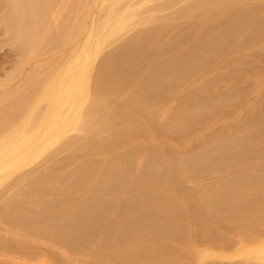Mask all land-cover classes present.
Instances as JSON below:
<instances>
[{
    "label": "rangeland",
    "instance_id": "374dc122",
    "mask_svg": "<svg viewBox=\"0 0 264 264\" xmlns=\"http://www.w3.org/2000/svg\"><path fill=\"white\" fill-rule=\"evenodd\" d=\"M68 3L72 4L71 1ZM199 3L201 5H199ZM94 7L92 19L99 18L96 16L100 13L97 12L98 6ZM69 8L68 5L67 11ZM65 9L64 7L63 11ZM190 10L193 13L188 15ZM67 11L64 13L67 14ZM134 11L137 13L136 15L139 16L138 19L140 18L139 23L137 21V25H135L136 23L128 25L124 31L121 33L119 32L121 35L118 33L106 41L101 50L102 52H100L99 57L97 56V59H95L96 61H94L95 68L100 64L104 56L113 55L116 58L118 54L120 59L117 57L118 60L115 59V61H124V65L120 63L121 67L118 66L119 64L115 67L113 63V68L116 69V72L118 71L119 73V68L124 66L126 72L127 69H129L128 71L130 74H128V72L123 73L125 70H123V72L121 70L123 75L126 74L134 77L142 71L145 73V76L147 75L146 79L150 80L149 83H156L154 81L158 79L157 77L160 78L162 74L165 77L166 74L163 72L169 71V73H171L172 70H174L172 68L175 67L178 68V70H181V68L184 69L182 65L186 62H182L181 59L183 56L184 58L186 56L188 58L184 59V61L191 59L190 61L193 63V57L196 58V55L198 54L199 56L200 54L195 53L196 47L194 46H196L198 42L199 46H197V48L200 50L199 47L203 45V41L195 40H202L205 34L208 36L210 34H216L215 37L210 35L213 38V40H211L214 41L216 37L218 39V36H220L218 40L221 43L217 40V46L214 47L213 44L216 42H213L211 47L213 46L212 48L214 49L211 50L215 52L213 54V51L209 52L211 54H207L208 58L205 57V59L207 58L206 60L202 59L204 64H201L202 62L200 63L201 68L200 66L198 67L200 68L198 72H200L197 75H193L191 71L192 77L188 72L189 77L192 78H188L189 80L187 79V81L184 79L183 81L180 80L175 83V86H173V88L176 87L175 89L170 88L171 86L162 87L164 89H172L171 96L168 94H163V96L159 94L158 92L161 88L159 85V91L157 88L158 86L156 87L155 85L154 88L152 87L149 89L150 87L147 86L149 83L143 78L145 77L144 74H141L143 75L142 81L144 80L142 83L145 84L146 82L147 84L145 85L149 87L146 88V90L149 89V95L150 92L152 93L154 91H152V89H156L158 92L157 94L156 92H154L153 95L151 94L154 97V101H147L149 104H145L146 106L144 105L143 111L142 108L141 110L140 108L135 110L138 106L134 107L135 111L133 109L131 110V108L129 110V108H125V106L124 111L127 110L128 113L123 115L122 113L124 112L120 111L119 114L121 117L118 116V114L115 115L113 119L114 124H116V116L119 119L116 125L111 122L112 126L110 125L111 127H109V129L111 128L110 130H112L111 132H117L120 129L122 132L124 128H128L129 125L137 124L136 128L135 125H133L134 127L131 126L133 127L132 133H129V135L127 134V136L124 135L125 138L123 140L121 139L117 144L116 142L114 145H112L113 143L109 145L105 144L106 148L104 145L102 147L104 150L99 151L100 153L102 152L101 154L99 152H93V154L90 153L91 156L87 154L85 156L81 155L80 157L75 149L81 148L82 145L80 144L83 142H75L77 144L73 143L74 146L71 144L68 150L61 151V154L58 152L59 154L54 158L56 159L55 162H52L51 159H45L47 153L53 150V148H51L44 155L34 160L30 166L28 165V167L26 166L18 170L3 181L4 183H1L2 186L0 185V264H103L102 262L104 260L107 264H256L258 259L264 254V0H151L146 3V6H142V8L140 7V9ZM94 12L97 13V15ZM185 13L187 14L185 15ZM236 17L238 20H235ZM59 19L60 17L58 20ZM58 20L57 22L60 21ZM198 24H207L206 28L203 29L204 31H201V33L198 32ZM50 25L48 29L53 27V31V29H55L54 24L52 27ZM208 27H211V29L209 30ZM153 28H156L157 35H161V33L158 34L159 31L163 33V37L165 36L164 38H160V35L157 36L156 32L152 34V36L155 35L154 37L156 40L158 37L160 41L163 39V41L160 42L162 43L161 46L163 45L162 49H160L161 47L159 46L160 48H158L157 51V47L150 45L152 41L149 40V38L151 39L152 37L150 36L151 34L149 35L150 37L140 42L141 45H133L132 47L129 41L136 33L138 35L141 32L144 33V31L145 33H151V29L153 30ZM162 28L163 30H161ZM169 28L171 30H169ZM50 32L51 30L47 32L48 34L44 39L40 40L41 42L43 41L42 43L40 42L39 44V41H36V48H38V45H41L39 47L40 50L37 49V56H33L34 54H32L36 52L33 50V46L35 45L31 46V50H33L32 53L24 51V54L26 53L25 56L31 54V56L34 57H32L33 59L28 55V57L22 54L21 56L19 55L20 50L18 49V44L15 42L16 36L12 31L11 33H13V35L11 34L9 37L6 36L7 38L0 32V99H2L0 100V135L1 133H5L4 130L6 128L8 130L10 124L13 126L15 124V128L12 127V129H16L17 126L20 125L23 121V117L31 108L44 80L60 66L62 61H65L69 49H72L71 44L67 43V46H65L66 44L64 45V43H61L60 38H57L58 40L56 39L58 42H56V40H52L51 42L50 40L53 38L48 40L49 36L51 37V34H53H49ZM197 33L200 37H198ZM195 34V37L198 39L193 36ZM183 35L187 37L185 38ZM54 37L56 38L58 36ZM45 39H47L46 43ZM174 39L175 41H173ZM169 41L172 43L170 44ZM147 43H150L149 45L152 48L147 45ZM119 47L122 48L119 49L121 51L120 56V51L115 54V51H118ZM43 48L45 50H42ZM38 50L40 52H38ZM200 52L203 54L202 49ZM125 54L127 56H125ZM190 55L191 58H189ZM153 56L154 59L157 57L155 61L158 59V61L155 62L156 66L151 63L152 61L150 62ZM62 57L64 60H62ZM190 61H188V64H190ZM174 71L177 70L175 69ZM126 75L125 77H127ZM194 76L196 77L194 78ZM199 76L202 78H199ZM150 77L155 79L151 81L152 79H150ZM144 84L142 85L143 88L145 86ZM129 90L123 92L121 95L122 97L124 95L123 98L120 96L122 104L123 102H127L125 98ZM146 90L143 91L147 93ZM2 92H4V95H2ZM167 92L169 91L164 93ZM157 95L158 97H155ZM144 98H141V100ZM147 98L143 100L144 103L146 100H149ZM155 98H158L156 102ZM40 105L41 106H39L37 110L43 106V103H40ZM139 106L141 107V104ZM196 106L199 107V111ZM193 107L195 109H193ZM134 112L136 113L134 114ZM137 112L140 113L138 114ZM179 112H185L186 116H190L187 117V119H190L187 120L185 118V121L183 118L184 126H178V128L172 127L173 129H171V126H166L168 125L167 121L170 119L171 115L173 116L176 114V116H178L181 114ZM184 114L181 115L183 116ZM180 117L178 116V118ZM172 118H175V116ZM108 130L107 133L110 132V130ZM9 131H11V128ZM103 134L106 135L105 133ZM103 134L97 135L94 137V140H96V138L99 139ZM77 135H79L78 131H73L68 133L63 138L64 140H62L64 142H72V138ZM219 138L221 139V143L219 142ZM215 139H218L217 143H220V150L215 154L210 153L213 157L215 155L216 159H213L206 150L210 142ZM85 144L87 145L88 143ZM76 145H80V147ZM86 145L83 143V146ZM144 150L146 154L140 157V152L144 153ZM206 153H208V157ZM161 155L170 159L174 157L173 162L180 159L178 157H184V159L188 160L191 159L190 162L200 159V165L202 163L201 161L205 162V165L202 163L203 167H201L202 165L200 166L201 169L198 168L200 171L199 173L197 169V173L194 171V175H191L189 178L188 176L185 178V176L184 180L183 178L182 180L178 179V172H175L176 169L174 170V168L176 167H174L175 165L173 166V164L165 171L169 173V175L172 173L173 177L170 175V181H172L174 177H176L178 181L174 178L172 182H166V180L162 178L165 181V184H163L162 179H157L158 181L155 179L157 183L159 181L162 182L158 184L160 187L163 186V189L166 187V190L170 193L173 194L175 192L174 194L180 197L179 199L182 206L179 199H176L178 203H176V200H174V203L171 201L170 203L172 204H169L170 206L168 204L163 206V203H159L161 207L157 206L156 209V205H150L152 200L155 199V197L154 199L152 198V194L154 195L156 190L152 189L150 191L152 186H149L150 188L146 186L142 188V191L145 189L146 191H144V194H149L144 195L145 197L142 198L143 201L145 200L149 203L146 202L145 204L143 202L145 207L140 208V205L142 207L144 204L139 202V206L137 205L136 199H141V192L139 193L140 197L136 192L141 191L139 190L141 188L137 191L135 189L136 192H132L131 188L128 189V192L125 189L124 192L120 194V202L115 210L108 214V221L106 223L109 226L106 224V226H108V228L105 227L107 228L106 233H99L100 235H97L99 229H101V224H105L102 223L104 219H101V214L91 215L90 219L88 218L87 221H85L86 218L84 219L83 222H85V225L82 224V229L84 226L85 235L81 234L82 237L79 235L80 238L77 237V241L73 239L74 242L70 241L68 243L64 242L65 239L44 231L28 232L26 230L27 232H25V229L22 230L16 221L17 224L14 222V225L13 223L10 225L6 223L7 216L17 219L19 216L17 212L19 208L23 206L19 204L21 206L18 205V209L13 205H9L8 207L3 206L6 200L11 198L15 192L23 189L22 186L24 188H29L28 186L30 183V189L34 187L43 189L48 186L47 183L41 182L40 184L38 181L40 180L39 174H41V172L44 173V171H46L47 175H45L47 177L49 176L48 178H53L51 176L55 177L56 175L62 178L66 175V172L68 173L71 168L73 169L75 167L79 159L80 161L81 159H88L89 162L95 159L97 162L94 160L95 162H91V164H98L102 169L106 168L110 163L109 161L122 159L121 162L124 161L123 164H126V167L129 166V168L130 163L134 160L135 163H132L130 170L133 168V171H137V169L140 168L139 172H136L138 174L146 170L142 162H145L147 158L152 159V157H155L152 160L154 161ZM71 156L72 158H70ZM201 156L204 159L206 157V160H202L203 158ZM137 159H140L141 163H139ZM58 160H60L61 163L58 162ZM99 160L100 162H98ZM49 161L51 162L48 163ZM147 162L146 164H148ZM136 164L140 165L139 168ZM34 168H37V171ZM170 169L174 170V172H171ZM88 171L89 170L86 172L82 171V179L88 177V175H86ZM165 171L159 172L164 174ZM201 171H203L202 173L204 176L201 174ZM26 172H28L27 174L29 177ZM194 172L191 173L193 174ZM156 173L157 172H155L154 175L158 176L159 173ZM161 173L160 176L163 175H161ZM84 174L86 178L83 177ZM24 175L27 177L25 178ZM45 175L41 174V176ZM153 176L152 178L155 177ZM212 176H214L213 178L217 177L215 179L216 181ZM18 177L20 179H18ZM79 177L80 174L79 176L76 175L74 177L75 182L70 181L69 183L67 182L69 180L63 181L62 183L64 179L62 178L60 182L61 186L60 183H58L59 190L57 188L56 192L58 197L55 194H48L47 199L50 201L54 197L53 202L58 203V201L61 200L65 201L71 197H77L80 192H78L77 188L74 189V186L72 188L70 185L76 182L80 183L78 181ZM156 178H159V176ZM207 178L210 179L208 180ZM14 179H18L17 184L11 185ZM186 179L189 180L187 181ZM194 180L199 182V184ZM30 181H34L35 185H33L34 182L32 183ZM80 181L82 182V180ZM200 182H205L204 184L206 187H209V190L212 188L210 193L208 192L210 197L213 198L214 195L213 199L217 198V204L213 205L215 211L213 208H209V210L213 211V213L211 212L212 215L209 213L207 214V212L210 211H206L204 206L203 209L202 203L200 204L199 202V195H201V193L198 192V195L197 190L202 188L200 190H206L205 192L207 193L208 189V187L203 189L204 184ZM207 182L210 185H207ZM166 183L172 186L168 184L169 187ZM194 184H196V186ZM200 184L201 187L199 186ZM32 185L33 187H31ZM220 186H223V188ZM14 187H18V189L16 190ZM215 188L217 190H215ZM32 191L33 190L30 192L33 193ZM151 192L152 194H150ZM211 192H213V194H211ZM214 192H217V194ZM71 193L72 195H70ZM73 193H75V195H73ZM49 195H52V198ZM141 195L143 196V193ZM55 196L57 200H55ZM155 196L157 199L158 194H155ZM28 197L31 202H26L24 204L32 208L37 198L32 194ZM121 197L123 198L121 199ZM133 199L134 204L132 203ZM129 200L132 201L130 202ZM63 201H61V203ZM216 202L214 201V203ZM34 207L35 206H33V211L36 209V207L35 209ZM165 207H167V209ZM4 209L7 211V213L3 212L5 215L2 213ZM36 210L35 212H39L40 209ZM45 210L43 209L42 212ZM46 212L49 211L46 210L45 213ZM161 212L163 213L161 214ZM14 213L18 216L16 217ZM104 213L106 214V212ZM114 227L117 229H113ZM110 231H112L111 234ZM109 245L111 246L109 247ZM111 247L113 248L111 249ZM257 247H259V250H256ZM109 250L110 254L108 255ZM106 256H109L110 259L106 258Z\"/></svg>",
    "mask_w": 264,
    "mask_h": 264
},
{
    "label": "bare ground",
    "instance_id": "6f19581e",
    "mask_svg": "<svg viewBox=\"0 0 264 264\" xmlns=\"http://www.w3.org/2000/svg\"><path fill=\"white\" fill-rule=\"evenodd\" d=\"M69 1H71L72 4L68 3ZM69 1L68 0H0V22H1L0 32L2 33V35L4 37H6V36L9 37V35H11V34L13 35V33L15 34V36H16L15 42H16V44H18L17 46H18V49L20 50V54H19L20 56H21V54L25 56L26 53L24 54V51L27 53H32L33 50L36 51V52L32 53V54H34L33 56H35V55L37 56L38 55L37 49H39V47L41 45H38V48H36V41L37 42L39 41L38 43L40 44V42H41L40 40L44 39L48 34L47 32H49L50 30H51V32L49 34H51V33H53V34H51L52 35L51 37L49 36L48 40H50V38H53L50 40L52 42V40L54 41L57 38L58 39L60 38L61 43H64V45L66 44L65 46H67V43L71 44V46H72V49L71 48H70L71 50L69 49L70 52L68 51V53H67V57H65V61L64 62L62 61L63 63L61 62L60 66H58L53 71V73H51V75L48 76V78L46 80H44V82L40 86L39 92L37 93V96H36L35 100L33 101L31 108L28 110L26 115L23 117V121L19 125L20 127L17 126L16 129H12V127H14L15 124H14V126L12 124H10V126L8 127V130L6 128L4 130L5 133H1V135L3 134L2 136L0 135V185L1 186L4 183L3 181H5L11 175L16 173L18 170H20L26 166L28 167V165L30 166V164L33 163L34 160H36L39 157H41L42 155H44L51 148H53V150L50 151L49 153H47L45 159H48V160L51 159L52 162H55L56 159H54V158H56V155L59 153L61 154V151L68 150L70 145L75 143V142H78V143L83 142L84 145H86L85 143H88L86 146H83V143H82V144H80V145H82L81 148L75 149L77 151V153H79V156L81 157V155H83V156H85L87 154L90 155V153L93 154V152H99V151L104 150L102 147L105 144L109 145L110 143L111 144L113 143L112 145H114L115 142L117 144V142L121 141V139L123 140L125 138L124 135L127 136V134L129 135V133H132V131H133L132 129L134 127L133 125H135V128H136L137 124L133 120V122L135 124H133V122H132L133 125H129L128 128H124V130L122 132L120 131L121 129L118 130L119 132L118 131L117 132H115V131L111 132L112 130H110L111 128L109 129V127L112 126V123L114 124L113 119H114L115 115L118 114V116H120V114H119L120 111L124 112V113H122L123 115L125 113H128L127 110L124 111L125 108H127V107L129 108V110H130V108H131V110L132 109L134 110V107L138 106L135 110H138L139 108L141 110V108H142V111H143L144 105L149 104V103H147V101H149V102L154 101V97L152 95L154 92H156V94H157V92L159 91V86L161 88L163 86H166V87L171 86L170 88L175 89L176 87L173 88V86H175L174 85L175 83L179 82L180 80L183 81L184 79L187 81L188 78L191 79L193 77V75H197L200 72V71L198 72V70H200L201 64H204V61H202V59L206 60L208 58L207 54H211L209 52L213 51L212 54L215 52L214 50H211V49H214V48H212L213 46L214 47L217 46V40L220 37L217 35L218 39L216 37V39H214V41H212L213 38L211 36L215 37L216 34L215 35L210 34L211 36L210 35L208 36L207 34H205L203 36L202 40L196 38L195 37L196 34L193 35L196 39H198L195 41H201V42L203 41L202 42L203 45H201L199 47L200 50L197 48V46H199L198 42L196 43L197 45L194 46V47H196V49L194 48L196 50L195 53H200V54L198 56V54L196 55L194 53L197 56L196 57L193 54L196 58H194L192 55V57H193L192 62L193 63H191V61H190L191 59L184 61V59H188V58H187V56L185 58L183 56L181 60H182V62H186V63L185 64L182 63L183 65L181 64L182 67L184 68V69H182L180 67L182 71L180 69H179L180 70L179 71L178 68H176V67L172 68L174 70L176 69L177 71L172 70L171 73H169V71L163 72L164 74H166L165 77L163 76V74L162 75L160 74L161 75L160 78L155 76L158 78L156 81H154L156 83H153V82L149 83L150 80L146 79L147 75L145 76V73L142 71H141V73L139 72L140 74H137L134 77L126 75V74H124V75L122 74L123 70H125V67L123 66L124 61L123 60H122L123 62H121L120 60L115 61V59H117V57H118L117 52L120 51L119 49H122L120 47L118 48V51L117 50L115 51V54H117L116 58L113 55L104 56L102 58L100 64L97 66V68H95L96 66H94V61H96L95 59H97V56L99 57L100 52H102L101 50L103 49V46L105 45L106 41L111 39L113 36H115L119 32L121 33L122 31H124V29H126V27L128 25L135 24V23H136L135 25H137L139 23L140 18L138 19L139 16L136 15L137 13H135L134 10L140 9V7L142 8V6L143 7L146 6V3H148L151 0H127V1L126 0H73V1L69 0ZM66 5H67V7H66ZM68 5L70 8L67 11ZM199 5H201V4L199 3ZM94 6H98L97 12L98 13L100 12L101 14L99 13L98 16H96L97 13L94 12L96 14L95 16L99 17V18H95V19L93 18L92 19V14H93V10H94L93 8H95ZM64 7L66 9L63 11ZM194 7H195V5H194ZM82 8H83V10H82ZM187 10H188V8H187ZM66 11H67V14L64 13ZM191 13H193V12H191V10H190V13L188 15H190ZM186 14L187 13H185V15ZM62 15H63V17H62ZM59 17H60V19H59L60 21L58 20ZM57 20L59 22H57ZM235 20H238L237 17L235 18ZM137 21H138V23H137ZM53 24H54L55 29H53V31H52V28H53L52 25ZM49 25L52 27V28L50 27L51 29H48ZM168 25H169V23H168ZM206 26H207V24L206 25L200 24L199 27L197 28L198 32L201 33V31H204L203 29H205ZM211 27L210 28L208 27L209 30L211 29ZM47 29H48V31H47ZM161 30H163V28ZM169 30H171V29L169 28ZM11 31L13 33H11ZM148 31H150V30H148ZM154 32H156V28L155 29L153 28V30L151 29V33H149V32L145 33V31H144V33H142V32L139 33V35L136 33L137 35L135 34L136 36L134 35L129 42L131 43L132 47H133V45L134 46L138 45V44L141 45L140 42L147 39L148 37L152 36V34ZM211 32H213V31H211ZM159 33H161V35ZM158 34L160 36L157 35V32H156V35L159 36L160 38L165 37V36L163 37L162 32L158 31ZM166 35H167V32H166ZM54 36H58V37L55 38ZM154 36L155 35H153L152 37H154ZM152 37H151V39L149 38V40H152L151 44L147 43V45H149V44L151 46L154 45V47H157L156 48L157 51H158V48H160V47H161L160 49H162L163 45L161 46L162 43H160V42L163 41V39L160 41L159 37L157 40L155 37L154 38H152ZM198 37H200L199 34H198ZM166 38H167V36H166ZM153 39H155V40H153ZM46 40L47 39H45V43H46ZM57 40H56V42H58ZM173 41H175V39ZM172 42H170V44ZM213 42L214 43L216 42V43L213 44ZM218 42L221 43L219 40H218ZM59 44H60V42H59ZM212 44H213V46L211 47ZM33 45H35V46H33ZM31 46L34 47L33 50H31ZM47 46H48V43H47ZM142 46H143V43H142ZM44 47H45V45H44ZM55 47H56V45H55ZM153 49L156 50L155 48H153ZM201 49H202L203 54H201V52H200ZM39 50H38V52H40ZM42 50H45V49L43 48ZM150 51H152V50H150ZM120 54H121V51L119 53V56H120ZM28 56H30V58L33 57V56H31V54H29ZM125 56H127V55L125 54ZM210 56H212V55H210ZM205 57H207V58L205 59ZM189 58H191V55ZM27 59L30 60L29 58H27ZM155 59L153 56V58H152V60H150V62L152 61L151 63H153L156 66L155 62L158 61V59L156 61H155ZM62 60H64L63 57H62ZM132 60H134V59H132ZM188 61H190V64H188ZM116 62H118V63H116ZM113 63L115 64V67L118 64H119L118 66L121 67L120 63L121 64L123 63L122 66L124 68L122 67L123 68L122 69V68L118 67L119 68V73H118V71L116 72V69L113 68ZM134 63H136V62H134ZM137 64H139V63H137ZM199 66H200V68H198ZM127 67H128V65H127ZM121 70H122V72H121ZM128 70L129 69H127V72H128V74H130ZM196 70H197V73H196ZM93 71H94V73H93ZM160 71H159V73H160ZM191 71L193 72L192 73L193 75L191 74ZM125 72H126V70L123 73H125ZM188 72L192 75V77H189ZM120 73H121V75H120ZM141 74H144L145 77H143V75H141ZM155 74H157V73H155ZM186 74L188 75V77ZM125 75L128 78L125 77ZM185 76H186V78H185ZM142 77L144 79H146L147 83H149V84H147L145 82V84H147V86H149L150 88L147 87L144 83H142L144 81V80L142 81V79H143ZM195 77L196 76H194V78ZM199 78H202V77L199 76ZM199 78H198V80H199ZM150 79H152V78L150 77ZM154 79H152L151 81H153ZM143 84L145 85L144 86L145 89L142 86ZM154 85L156 87L159 85L157 87L158 91L156 89H152V91L153 90L154 91L152 93L150 92V95H149V89H151L152 87L154 88ZM146 88H149V89L146 90ZM161 88H160L161 93H160V91L158 93L162 94V96H163V94H166V95L168 94L169 96L172 95L171 94L172 89L170 90L169 88H165L166 89L165 90L164 88H162V90H163L162 91ZM127 90H129L127 93V97L125 96L126 97L125 100L127 99V102H125V103L123 102V104H124L123 105L122 102L120 101V96L123 94V92H126ZM143 90H146L147 93ZM166 91H169L170 93L169 92L164 93ZM124 94H126V93H124ZM2 95H4V92H2ZM147 95H149L150 97L152 96L153 98L152 97L150 98ZM0 96H1V94H0ZM144 96H145V98H144ZM123 97H124V95H123ZM147 97H149V98H147ZM155 97H158V95ZM141 98H144V99L147 98L149 100H146V102L144 103L143 102L144 99L141 100ZM150 99H153V100H150ZM156 99H158V98H155V102H156ZM0 100H2V99H0ZM40 103L41 104L43 103V106L40 107L39 110H37V108L39 106H41ZM140 104H141V107L139 106ZM194 107H193V109H195ZM161 108H160V111H161ZM164 108H165V106H164ZM198 108L199 107H197V110H198ZM200 108H201V106H200ZM135 113L136 112H134V114ZM179 113L184 114L185 112L184 113L179 112ZM138 114H136V115H138ZM142 115H143V112H142ZM180 115H178V116L180 117ZM173 116H175V118H172ZM173 116L171 115L170 119L168 118L169 122L167 121L168 125H166L169 127L171 126V129H173L175 127L178 128V126L183 127L184 126L183 123L185 121V118L187 119V117H190V116H186V113L183 115L184 117L181 115L180 118H178V116H176V114H174ZM116 118L117 119L115 120V123L117 124V120L119 118L117 116H116ZM183 118H184V121H183ZM180 119H182V120H180ZM188 119H190V118H188ZM139 121H140V119H139ZM185 123H187V122H185ZM116 124H114V125H116ZM114 125H113V127H114ZM131 126H133V127H131ZM10 128H11V131H9ZM108 129L110 130L111 133L110 132L107 133ZM147 129H149V128H147ZM73 131H78L79 135H77L75 137L71 136V137H74V138H72V140H73L72 142H69V141L64 142L63 138L68 133L73 132ZM103 133H105L106 135H104ZM99 134H101V135L103 134V136H101V137L99 136L100 137V138L98 137L99 139L96 138V140H94V137H96ZM220 138H222V137H220ZM220 138H219V142L221 143ZM217 141H218V139L212 140L210 142V144L207 146L208 149L205 148V149H207L206 152H208L209 155L213 159L215 158V155L213 157L211 154L212 153L215 154L220 150V148H219L220 143L219 142L217 143ZM75 144H77V143H75ZM80 145H76V146L80 147ZM72 146H74V144ZM222 146H223V144H222ZM105 148H106V145H105ZM227 150H228V147H227ZM70 151H72V150H70ZM136 152H138V151H136ZM145 152H146L145 150H144V153L140 152L141 153V154L139 153L140 157H141V155H145L146 154ZM71 153H73V152H71ZM208 153H206V156L208 155ZM219 153H221V152H219ZM130 154H132V153H130ZM96 155H97V153H96ZM203 155H205V154H203ZM59 156H61V155H59ZM70 158H72V156ZM153 158H155V157H152V159H150V158H147L146 160L144 159L145 162H142V163L144 164V168L146 170H145V172L138 173V174L136 172L137 171L139 172V169H140L139 164H136V165H138V168H139V169H137V171H133L134 170L133 168H132V170H130V168L132 167L131 166L132 163L133 164L135 163L134 160H132V163H130V168H129V166L126 167V164H123L124 161L121 162L122 159L121 160L118 159V160H114V161H109L110 163L106 166V168L102 169V168H100V166L97 163H96L97 165H94V163L91 164V162L96 161L95 159H94L95 161L91 159L92 160L91 162H89L88 159L87 160L81 159V161L79 159V162L76 163V165L73 169L72 168H71V170L68 169L69 172L70 171L71 172L70 173L68 172L69 174L66 172V175H64V177H62V178H64L62 180V183H63V181H67V180H69V181H67L68 183L70 181H74L75 180L74 177L76 175L79 176V174L81 177L82 171L86 172L87 170H89L88 171L89 173L88 172L86 173V175H88V177L86 178L85 177L86 175L84 174L83 177L86 179H82V177L80 179V177H79L78 181L80 183H77V182L72 183L73 185L71 184L70 186H72V188L74 186V189L77 188L78 192H80V193L75 198L71 197L70 199H66L65 201L61 200V201H63L62 203H61V201H58V203H54L53 202L54 197L53 198L51 197L53 194H55L57 196L56 192H57V188H58V183L61 182L62 178L60 176H57V175L55 177L51 176L53 178H48L49 176L48 177L46 176L47 175L46 171H44V173H42L41 171H43V170H41L40 171L41 174H43V175L46 174V175L41 176V174H39L40 180H38V179L37 180L40 182V184H41V182L47 183L48 186L43 188V189L35 188V187L33 189H30V184H31L30 183L28 186L29 188H24L22 186L23 189H20L17 192H15V194L11 198L6 200V203L3 206L8 207L9 205H13L17 209L19 208V206H21V205H23V206H21V208H19V210L17 212L19 216L14 213L16 217L18 216V218L14 219V217H10V216L8 217L7 216L6 217V219H7L6 223H8L9 225L13 223V225H14V222L16 221L18 223V226L22 230L25 229L24 230L25 232H27V231L28 232L29 231H34V232L44 231V232L56 235V237L59 236L62 239H65L64 242L68 243L70 241H73V239H76V241H77L78 238L82 237V235H85L84 226L82 229V224L85 223V222H83L85 218H86L85 221H87L88 218L90 219L91 215L101 214V219L102 220L104 219V222H102V223H105V224H101V227H100L101 229H99L98 234H97V235H100L99 233H101V234L106 233V231H107L106 229L109 226L106 223L108 221L107 220L108 214H109V212H112L115 210L116 206L120 202V194L122 192H124L125 189L128 192L129 191L128 189L131 188L132 192H136L139 188H141V189H139L141 191L136 192V193H138V196H139V193L141 192L140 193L141 197L139 196L141 199H136L137 200L136 203L138 205L139 202L142 204H144V203L146 204L147 201H145V200L143 201L142 197H145L144 195L149 194V193L144 194L145 193L144 191H146V190L144 189V191H142V188L143 187L145 188L146 186L147 187L152 186L153 188L151 187L150 191L152 189H155L156 192L154 190L153 191L155 192L156 195L158 194V196L156 199L155 194L153 195L152 192L150 193V194H152L153 199L155 197V199L152 200L150 205H156L155 208L157 209V206L161 207V206H159V203L160 204L163 203V206L164 205L166 206L167 204L168 205L172 204V203H170L171 201H173V203H174V200L180 198L174 194L175 192L172 194L168 190H166L167 189L166 187L163 189V186H161L162 187L161 188L158 184L161 181H159L158 183L156 182L157 179L160 180L162 178L165 179L166 182L170 181V175H171V177H173V176H172V173L169 175V173H167L165 171L166 169L170 168V166H172V164H173V166L175 165L174 167H176V168H174V167L173 168H174V170L176 169L175 170L176 173L178 172L177 173L178 179L182 180V178H183V180H184L185 178H187V176L189 178L191 175H194L195 174L194 171H196V173H197V169L198 168L201 169V167H203L202 163L205 165V162L201 161L202 162L201 163L202 166H201L199 163L200 159L195 161V160H193V156H192V160L194 162L193 161L190 162L191 159L190 160L184 159V157H182L183 159L181 157H178L180 159H177L174 162H173L174 157H172V159H170L168 157L161 155V156H158L156 158V160L152 161ZM188 158H191V157H188ZM140 159H137L139 163H141ZM194 159H196V158H194ZM202 160H206V157H205V159L203 158ZM209 160H211V159H209ZM147 161H149V162H147ZM50 162L51 161H49L48 163H50ZM58 162H60V160H58ZM98 162H100V160ZM146 162L148 164H146ZM105 164H107V163H105ZM42 165H43V163H42ZM58 168H60V167H58ZM61 168H62V166H61ZM35 170L37 171V168ZM84 170H86V171H84ZM163 170L165 171L164 174L159 172V171H163ZM174 170H171V172L172 171L174 172ZM40 172H38V173H40ZM155 172L159 173V175H158L159 178H156L158 176L154 175ZM191 172H194V173L192 174ZM199 172L200 171L198 169V173ZM202 172L203 171H201V174H203ZM27 173L28 172H26V174ZM160 173H161V175L162 174L163 175L160 176ZM24 176H25V178L27 176L29 177L28 174H27V176L26 175H24ZM40 176H41V178H40ZM152 176L154 178H152ZM203 176H204V174H203ZM59 177H60V179H59ZM213 177L214 176H212V178ZM174 178H176V177H174ZM174 178L172 179V181L174 180ZM216 178H213V179L215 180ZM18 179H20V178L18 177ZM18 179H14L11 185L17 184ZM207 179L209 180L210 178H207ZM76 180H77V177H76ZM80 180H82V182ZM176 180H177V178H176ZM196 180H197V178H196ZM196 180H194V181H196ZM221 180H223V179H221ZM19 181L23 182L22 180H19ZM172 181H170V182H172ZM198 181H199V179H198ZM30 182H32V181H30ZM162 182H163V184H165L164 180ZM179 183H180V181H179ZM197 183L199 184V182H197ZM200 183L204 184L205 182H200ZM168 184L169 183H166V185H168ZM196 184H194V185L196 186ZM219 184H220V181H219ZM19 185H21V184H19ZM33 185H35V182ZM33 185L31 187H33ZM204 185H203V189H206L208 186L206 187V185H205V187H204ZM207 185H210V184L207 182ZM60 186H61V183H60ZM170 186H172V185H170ZM199 186L201 187V184ZM217 186H219V185H217ZM211 187H213V186H211ZM220 187L223 188V186H220ZM14 188H16V190L18 189V187H14ZM216 188H219V187H216ZM216 188H215V190H217ZM67 189H68V187H67ZM135 189H136V191H135ZM200 189H202V188H200ZM200 189L199 190L195 189V190H197L198 195H199V193H201V195H199L200 201L199 200L198 201L200 202V204L202 203V208L204 206L206 208V211H207V210H209V208L210 209L213 208V205L217 204V202H216L217 198L215 197L216 199H213L214 195H213V198L209 196L210 195L209 193L212 190V188L209 190V187H208L207 193L205 192L206 190H200ZM31 190H33L32 191L33 193L30 192ZM58 190H59V188H58ZM147 190H149V189H147ZM215 190H213V191H215ZM171 191H173V190H171ZM64 192H63V194H64ZM147 192H149V191H147ZM217 192L216 193L214 192V193L217 194ZM30 193L32 195H34V197L37 198L36 201L34 202L33 206H35L36 209H40L39 212H35V211H37L35 209V207H34L35 211H33V206L31 208L29 206H26V204H24L26 202H31V201H29V197H28L29 195H31ZM142 193H143V196L141 195ZM48 194H52L51 196L50 195L49 196L52 198V199L51 198L50 199L52 200L53 203L51 202V200L49 201V199H47ZM60 194H61V192H60ZM68 194H69V192H68ZM211 194H213V192H211ZM70 195H72V193ZM73 195H75V193H73ZM56 196H55V200H57ZM0 197H1V194H0ZM122 198L123 197H121V199ZM124 198H126V197H124ZM30 199L32 200V197ZM214 201L216 203H214ZM179 202L181 203L180 199H179ZM132 203L134 204V199H133ZM136 203H135V205H136ZM147 203H149V202H147ZM176 203H178V201ZM19 204H21V205H19ZM145 204L142 207L140 205V208L145 207ZM135 205H133V206H135ZM181 206H182V203H181ZM165 208L167 209V207H165ZM214 208H213V210H214ZM43 209L44 210L46 209L49 212L45 213L46 210L42 212ZM162 209H163V207H162ZM162 209L160 208L161 211H162ZM0 210H1V208H0ZM209 211L210 212H207V214L209 213L212 215L213 211L212 210H209ZM3 212L7 213V211H5V209L2 211V213ZM104 212H106V214ZM5 213H3V214L5 215ZM93 213H95V214H93ZM162 213L163 212H161V214ZM11 214H12V211H11ZM215 214H213V215H215ZM119 215H120V213H119ZM167 215H169V214H167ZM216 218H217V216H216ZM105 219H106V221H105ZM3 224H5V223H3ZM106 224L108 226H106ZM4 227H5V225H4ZM6 227H7V225H6ZM11 227H13V226H11ZM105 227H107V228H105ZM115 227L113 229H117ZM111 232L112 231H110V234H111ZM27 234H29V233H27ZM36 234H38V233H36ZM38 235H35V236H38ZM42 235H43V233H42ZM79 235H81V236L79 237ZM50 236H52V235H50ZM111 242H112V240H111ZM111 242H110V244H111ZM110 246L111 245H109V247ZM113 247H111V249ZM250 248H253V247H250ZM256 250H259V247H257ZM250 251H247V252L251 253ZM109 254H110V250H109L108 255ZM106 258L110 259L109 256H106ZM106 258H104V259H106ZM104 261L102 262L103 264L106 263ZM258 261H259V263H258ZM258 261L256 262V264H264V254L258 259ZM250 264H252V263H250Z\"/></svg>",
    "mask_w": 264,
    "mask_h": 264
}]
</instances>
